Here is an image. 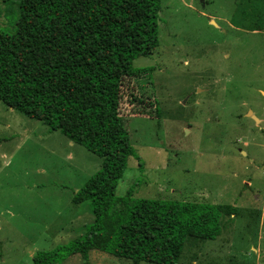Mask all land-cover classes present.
I'll list each match as a JSON object with an SVG mask.
<instances>
[{
    "label": "rangeland",
    "instance_id": "obj_1",
    "mask_svg": "<svg viewBox=\"0 0 264 264\" xmlns=\"http://www.w3.org/2000/svg\"><path fill=\"white\" fill-rule=\"evenodd\" d=\"M19 1L0 0V29L13 30ZM258 2L161 0L159 45L133 61L144 72L122 91L121 118L139 161L127 159L115 195L210 204L221 213L220 236L186 238L179 264H264ZM130 94L145 103L132 105ZM100 165L84 146L0 102V264H32L37 251L81 237L92 215L73 197ZM62 264L84 262L73 255ZM89 264L133 263L91 251Z\"/></svg>",
    "mask_w": 264,
    "mask_h": 264
},
{
    "label": "trees",
    "instance_id": "obj_2",
    "mask_svg": "<svg viewBox=\"0 0 264 264\" xmlns=\"http://www.w3.org/2000/svg\"><path fill=\"white\" fill-rule=\"evenodd\" d=\"M160 9L161 0H20L13 30L0 29V102L101 159L73 197L87 203L92 223L81 237L37 251L32 264L73 255L89 264L91 251L133 264H179L186 238L220 236L213 205L115 195L127 159L139 161L121 118L122 91L144 72L133 61L159 45ZM129 102L145 103L133 94Z\"/></svg>",
    "mask_w": 264,
    "mask_h": 264
},
{
    "label": "water",
    "instance_id": "obj_3",
    "mask_svg": "<svg viewBox=\"0 0 264 264\" xmlns=\"http://www.w3.org/2000/svg\"><path fill=\"white\" fill-rule=\"evenodd\" d=\"M248 114H251V118L254 119L255 121H259L254 115H252L251 111H249ZM242 153L245 154L244 152Z\"/></svg>",
    "mask_w": 264,
    "mask_h": 264
}]
</instances>
